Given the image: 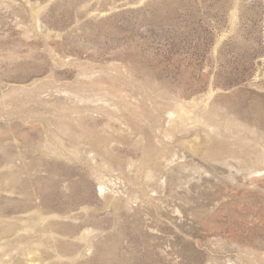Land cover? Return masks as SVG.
Masks as SVG:
<instances>
[{"label": "rangeland", "instance_id": "374dc122", "mask_svg": "<svg viewBox=\"0 0 264 264\" xmlns=\"http://www.w3.org/2000/svg\"><path fill=\"white\" fill-rule=\"evenodd\" d=\"M0 264H264V0H0Z\"/></svg>", "mask_w": 264, "mask_h": 264}]
</instances>
